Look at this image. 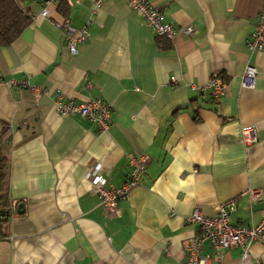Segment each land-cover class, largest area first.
I'll list each match as a JSON object with an SVG mask.
<instances>
[{"label":"crops","instance_id":"0c3cea01","mask_svg":"<svg viewBox=\"0 0 264 264\" xmlns=\"http://www.w3.org/2000/svg\"><path fill=\"white\" fill-rule=\"evenodd\" d=\"M45 1L16 0L31 20L0 45L1 146L14 204L0 264H179L194 207L211 214L231 200L232 223L264 218V49L247 47L262 0H151L165 22L193 28L170 40L125 0H104L94 13V0H67L68 24L90 33L75 54L38 15ZM53 1L51 12L65 17ZM248 63L258 71L251 86L242 84ZM213 73L224 81L218 101L204 86ZM96 96L112 107L107 131L54 108ZM248 125L257 139L245 145ZM135 153L149 157L141 183L109 214L90 178L98 172L119 187ZM202 252L213 255L208 243ZM211 264H241L240 249ZM243 264H264V245L253 242Z\"/></svg>","mask_w":264,"mask_h":264},{"label":"built area","instance_id":"2783aa9c","mask_svg":"<svg viewBox=\"0 0 264 264\" xmlns=\"http://www.w3.org/2000/svg\"><path fill=\"white\" fill-rule=\"evenodd\" d=\"M104 0H94L90 13ZM129 7L134 10L142 19V22L151 32L158 37L173 39L178 35L191 36V26L176 27L163 20V12L160 6L151 0H125ZM53 0H46L39 16L49 19L56 27L62 30L66 40V47L70 54L77 52V47L82 44L90 35L88 27L74 29L68 24L66 17H56L51 12ZM247 47L250 51L264 49V0L256 14V22L247 40ZM257 68L253 64H246L242 75V84L251 86L257 74ZM23 86L28 84L25 80ZM211 97L218 101L222 94L224 81L218 73H213L204 85ZM34 90V88H33ZM61 97V93H57ZM55 110L62 116H80L97 126L99 130L107 131L111 119V105L103 98L96 96L75 103L67 101L54 103ZM257 139L255 125H248L241 130L239 140L245 144H251ZM148 155L135 153L128 156L127 172L123 183L119 187L110 185L101 173H94L90 178V190L96 195L98 204L102 210L109 214H116L118 201L126 197L131 189L141 183L145 173ZM247 193L252 200L259 198V190L249 189ZM232 210L231 200L217 205L214 213L205 214L198 207H194L191 213L184 217V222L192 225V233L183 240V258L179 264H211V258L220 257V253L231 247L240 249V263L247 261L249 249L253 242L258 241L264 245V218L258 223L246 225L232 223L230 212ZM208 243L213 255L203 253L204 244Z\"/></svg>","mask_w":264,"mask_h":264},{"label":"trees","instance_id":"16d2710c","mask_svg":"<svg viewBox=\"0 0 264 264\" xmlns=\"http://www.w3.org/2000/svg\"><path fill=\"white\" fill-rule=\"evenodd\" d=\"M58 10L66 17L67 0H57ZM31 15L18 5L16 0H0V45L12 42L29 24ZM5 125L0 127V238L5 236L4 225L14 210L8 195L7 168L8 158L2 150Z\"/></svg>","mask_w":264,"mask_h":264},{"label":"water","instance_id":"95a60500","mask_svg":"<svg viewBox=\"0 0 264 264\" xmlns=\"http://www.w3.org/2000/svg\"><path fill=\"white\" fill-rule=\"evenodd\" d=\"M22 206V204H18L17 206H16V211L17 212H21L20 210H19V208Z\"/></svg>","mask_w":264,"mask_h":264}]
</instances>
